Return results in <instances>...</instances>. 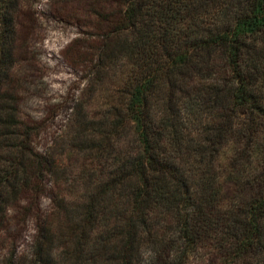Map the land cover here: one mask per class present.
<instances>
[{
    "label": "trees",
    "instance_id": "trees-1",
    "mask_svg": "<svg viewBox=\"0 0 264 264\" xmlns=\"http://www.w3.org/2000/svg\"><path fill=\"white\" fill-rule=\"evenodd\" d=\"M236 3L124 0L120 27L92 35L97 73L118 62V35L131 37L119 52L126 101L94 120L68 111L83 166L101 177L77 210L64 179L75 159L60 147L70 133L41 148L47 126L21 122L0 84L1 264L19 263L13 211L31 221L45 196L62 230L38 216L30 264H264V0ZM14 5L0 0V79L17 40Z\"/></svg>",
    "mask_w": 264,
    "mask_h": 264
},
{
    "label": "rangeland",
    "instance_id": "rangeland-1",
    "mask_svg": "<svg viewBox=\"0 0 264 264\" xmlns=\"http://www.w3.org/2000/svg\"><path fill=\"white\" fill-rule=\"evenodd\" d=\"M230 1L237 4V0H225ZM122 4L124 0H17V5L12 7L15 12L17 40L11 52V68L0 79L1 87H8L3 91L8 97L4 105L15 110L21 122L43 124L45 128L47 126L44 135L46 139L40 144L41 148L57 134L70 133L65 136L60 147L75 159L73 170L68 171L64 177L72 180V188L76 187L72 194L70 191L66 194V200L72 209L80 205L83 197H87L101 177L91 166H83L85 159L78 151L74 142L76 139L73 140L72 137L75 133L68 132V111L72 107H82L81 114L94 120L106 107L112 104L116 106L122 99L126 101L123 85L127 81L125 68L129 56L127 51L119 52L121 45L129 46L131 37L126 34L118 35L113 42L115 55H118L115 61L118 62L100 70V73L95 71L98 55L91 49L90 42L92 35L102 36L107 32H115L120 27L115 15ZM101 21L103 28L96 30L92 24L97 26ZM97 40L95 37V41ZM98 43L95 42L94 45ZM84 122L78 119L75 128L82 127ZM86 160L89 161L88 158ZM229 170L227 168L219 179L223 183L224 199L230 197L227 195L228 185L231 177L235 178L233 170ZM66 183L60 180L61 189H65ZM53 207L54 201L45 196L40 200L38 209H35L37 213L31 221L23 220L21 209L13 211L15 216L12 221L19 222L11 229V240L19 252L18 264L34 262L35 250L33 251L31 241L37 233L36 220L39 215L46 226L56 236H60V222H63V218L51 215ZM60 244L62 243L59 239L53 241L57 249ZM47 246L48 244L44 245V254ZM1 262L0 259V264Z\"/></svg>",
    "mask_w": 264,
    "mask_h": 264
}]
</instances>
